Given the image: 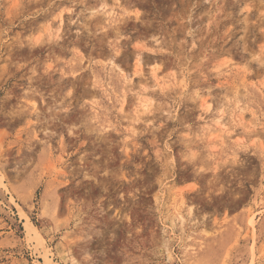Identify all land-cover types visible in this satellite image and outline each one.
I'll list each match as a JSON object with an SVG mask.
<instances>
[{
    "label": "rangeland",
    "instance_id": "rangeland-1",
    "mask_svg": "<svg viewBox=\"0 0 264 264\" xmlns=\"http://www.w3.org/2000/svg\"><path fill=\"white\" fill-rule=\"evenodd\" d=\"M0 264H264V0H0Z\"/></svg>",
    "mask_w": 264,
    "mask_h": 264
},
{
    "label": "bare ground",
    "instance_id": "bare-ground-1",
    "mask_svg": "<svg viewBox=\"0 0 264 264\" xmlns=\"http://www.w3.org/2000/svg\"><path fill=\"white\" fill-rule=\"evenodd\" d=\"M139 60V59H138ZM121 67V66H120ZM124 79H122V81H123ZM111 83V82H110Z\"/></svg>",
    "mask_w": 264,
    "mask_h": 264
}]
</instances>
